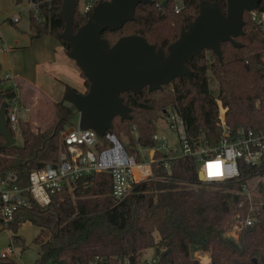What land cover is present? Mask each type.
Here are the masks:
<instances>
[{"label": "trees", "instance_id": "1", "mask_svg": "<svg viewBox=\"0 0 264 264\" xmlns=\"http://www.w3.org/2000/svg\"><path fill=\"white\" fill-rule=\"evenodd\" d=\"M99 1L86 0L92 6L87 13L77 10L74 32L90 19ZM202 1L182 0L178 11L174 0L139 4L134 20L117 31L105 29L101 36L113 46L123 36L140 35L150 44L167 49L180 37L181 29L197 17ZM206 1L219 3L226 14V0ZM31 2L35 6L29 10L31 39L56 36L69 52L70 44L59 37L66 24L61 15L63 0ZM258 10H264V2ZM244 21V34L236 38L242 46L222 43L221 59L213 51L203 50L187 62L191 79L176 78L162 89L150 91L145 86L139 93L121 94L131 108L132 119L115 117L109 132L138 163L144 161L139 148L156 145L153 136L158 122L165 121L169 110L183 118L191 137L201 133L218 141L222 109L230 131H264V32L248 12L244 13ZM81 75L89 88L90 81L82 71ZM213 84L216 90H212ZM14 95L13 89H5L0 83V107ZM55 112L56 117L44 128L20 121V146L3 148L5 139L0 135V175L16 173L24 184L31 170L59 161L65 148L62 132L75 115L63 102L55 104ZM165 156L157 152L155 159ZM152 172V178L135 184L133 192L120 202L113 195L112 174L101 172L85 175L64 187L45 207L34 205L20 212L18 220H29L40 229L35 238L40 257L35 264H87L97 256L112 262L129 255L143 256L153 247L160 264H200L194 257L196 250L208 252L213 264L264 263V214L262 221L246 227L238 240L224 236L236 215H245L239 204L244 199L240 187L247 171L239 182L205 184L199 178L195 159L180 157L172 160L170 169L153 163ZM259 212L264 213V208ZM16 239L21 240L19 236ZM0 264L17 263L0 258Z\"/></svg>", "mask_w": 264, "mask_h": 264}, {"label": "built area", "instance_id": "2", "mask_svg": "<svg viewBox=\"0 0 264 264\" xmlns=\"http://www.w3.org/2000/svg\"><path fill=\"white\" fill-rule=\"evenodd\" d=\"M157 6L160 7L161 4ZM33 7L35 8L34 4ZM175 7L177 11L181 8L177 5ZM91 8V4L85 2L82 11L87 13ZM248 13L251 20L264 32V10H258L257 7ZM11 21L17 23L19 17H13ZM2 39L0 32V54ZM262 63L264 64V57ZM1 85L5 89L15 91V95L6 102L5 117L10 130L14 134L15 132L21 134L20 113L29 112L30 109L22 103L20 83L13 73L8 72L2 77ZM222 110L218 141L209 140L201 133L191 137L183 118L175 110H169L165 113L166 124L178 135L181 151L177 152L169 139L158 130L153 136L156 142L154 147L139 148L141 155L144 151L149 153V159L142 163H138L133 155L128 154L117 136L109 131L104 137H100L93 129H81L78 123L77 127L64 132L61 138L65 148L60 152L56 164L46 163L42 168L31 170L24 184L20 183L16 173L0 175V229L5 230L10 238V244L1 253L0 258L13 260L17 255L16 248L22 246V241L16 239L17 235L12 231L22 223V220L17 219L18 214L31 209L34 205L40 207L49 205L57 192L81 177L110 172L113 177V195L115 201L120 202L133 192L135 184L153 177V163H160L165 169H170L172 160L180 157L195 159L198 171L203 174L202 182L205 184L239 182L242 180V173L247 171L240 187V194L244 199L239 204L245 215L239 212L232 227L224 234L238 240L246 227L253 226L263 219L264 213L259 210L264 208V131L241 128L236 133L232 132L225 124V109ZM133 129L136 127L133 126ZM157 152L166 156L161 160L155 159ZM194 257L200 264H213L208 252L196 250ZM87 264H160V262L158 256L146 258L144 255L140 257L129 255L112 262L97 256Z\"/></svg>", "mask_w": 264, "mask_h": 264}, {"label": "water", "instance_id": "3", "mask_svg": "<svg viewBox=\"0 0 264 264\" xmlns=\"http://www.w3.org/2000/svg\"><path fill=\"white\" fill-rule=\"evenodd\" d=\"M226 14L219 3L202 1L199 14L181 29L180 37L167 49L150 44L140 35L123 36L110 46L101 36L105 29L117 31L134 20L139 4L151 0H105L98 2L90 19L74 32L77 0H63L61 15L65 29L59 34L71 47L68 55L75 60L84 76L90 81L85 92L68 88L65 101L74 106L66 108L78 116L81 129H93L100 137L113 128V120H130L131 108L121 94L139 93L145 86L150 91L162 89L176 78L191 79L187 62L203 50L213 51L222 58L221 44L230 42L235 47L242 43L236 38L244 34V13L256 9L264 0H226ZM166 5V1L163 2ZM7 103L0 107V135L3 148L15 144V136L6 121ZM203 180V174L199 172Z\"/></svg>", "mask_w": 264, "mask_h": 264}, {"label": "rangeland", "instance_id": "4", "mask_svg": "<svg viewBox=\"0 0 264 264\" xmlns=\"http://www.w3.org/2000/svg\"><path fill=\"white\" fill-rule=\"evenodd\" d=\"M174 1L178 7H182V0H174ZM84 4H85V0H78L77 10H80V11L83 10ZM29 5H30L29 0H0V16L6 17V19L0 22L1 23L0 32L3 38L2 39L3 46L1 47L2 52L0 54V61L2 63V65L0 66V76L1 77H3L8 72L11 73L13 70L11 69V66H13V63H15L14 55L9 56L7 54L8 51H5V50H8L10 47H13L15 45L17 47H22L23 45L29 47L31 43V32L29 29V24H30L29 13L27 11V8L29 7ZM15 15L21 16L22 19L20 22L13 23L12 21H10L9 18ZM46 54L48 57L51 55L50 51ZM3 58H6L8 60L10 68L7 67ZM46 61L47 59L39 63H36V64H41L39 68H43V70H45L49 74L52 67L50 68L51 65L49 64L51 63L46 64ZM36 66H39V65H35V69H36ZM31 68L33 70L32 63H31ZM50 74H53V76L55 74L57 78H62V75H58L56 73H50ZM44 83H45V80H44ZM44 85L48 86L46 84ZM49 87L51 88V86ZM86 89L88 88L86 87ZM212 90H216V85L214 84L212 85ZM50 98H53V97H50ZM38 99H41V97L37 96L36 94V98L32 100L34 103L32 107V111L31 112L22 111L20 113V116L26 119L27 116L34 114L35 116L31 118V124L36 128H44L46 127L47 123H49L50 121H53L54 113L53 112L49 113L50 107L47 105V102H45V100L44 102H41V101L38 102ZM22 103L26 104L24 101ZM38 103L40 104V108L36 109V106H37L36 104ZM222 112L223 110L221 111V113ZM43 114L49 115V119H47L45 123L41 122L39 118L40 116H43ZM77 125H78V116L75 115L70 120V122L65 125V128L62 134L64 132H67L69 129L73 127H77ZM158 130L161 132V134L165 135L169 139L170 143L175 147L177 152L181 151L180 139L175 132H173L172 130L168 128L166 124V120L165 121L162 120V122L160 121L158 122ZM15 144L19 146L23 144V138L21 134L18 132H15ZM142 157H143L144 162L147 161V158L149 159V153L146 151L142 152ZM12 231L15 232V234L19 236L22 241V246L16 248L17 255L13 257V261H15L17 264H35V261L40 257V245L35 243V238L38 236L39 231H40L39 227L33 224L31 221L25 220V221H22V223L20 224V226L17 227V229H12ZM9 244H10V238L8 236V233L5 230L0 229V255L2 252H4L7 249ZM144 256L146 258L157 256L156 249L154 247L147 249L146 252L144 253Z\"/></svg>", "mask_w": 264, "mask_h": 264}, {"label": "crops", "instance_id": "5", "mask_svg": "<svg viewBox=\"0 0 264 264\" xmlns=\"http://www.w3.org/2000/svg\"><path fill=\"white\" fill-rule=\"evenodd\" d=\"M29 1H30V5L27 8L28 13L29 10L33 8V4L31 0ZM16 16L19 17L18 22H20L22 19L20 15L19 16L15 15L10 17L9 18L10 21L11 18ZM4 19H6L5 16H0V22L3 21ZM5 51H8L7 54L9 56L14 55L15 57V63H13V66H11V69H13L11 73L15 75L16 79L19 78L17 80L20 83L19 93L21 96V100L22 102L24 101L26 103L25 105L27 107H29L30 109L29 112L32 111V107L34 104L32 100L36 98V94H37V96L41 97V99H38V102L39 101L44 102V100L45 102H47V105L50 107L49 113L52 112L54 113L53 115V119H54L56 117V112H55L56 103L63 102V106L65 107L66 105L68 106V103L65 101V95L68 91V88H73L79 92L86 91L85 79L81 75L80 67L77 65L75 60L69 57L66 47L56 36L44 35L42 37L35 38L33 40L31 39V43L29 47L24 45L22 47H17L15 45ZM49 51L51 55L48 57L46 53H48ZM46 59H47L46 64L51 63L49 64L51 65L50 68L52 67L50 73H56L58 75H62V78H57L55 74L54 76L53 74L50 73L48 74L45 70H43V68H39L41 64H36ZM3 60L7 65V67L10 68L8 60L6 58H3ZM31 63L33 64V70L31 68ZM1 65L2 63L0 61V66ZM35 65H39V66H36L35 69ZM0 80H2L1 76H0ZM44 84L46 85L49 84V85L45 86ZM49 86H51V88ZM36 105H37L36 109L40 108L39 103ZM34 116L35 115L32 114L30 116H27L26 119L20 116V121H27L31 123V118ZM39 118L41 122L45 123L47 119H49V115L43 114V116H40Z\"/></svg>", "mask_w": 264, "mask_h": 264}, {"label": "bare ground", "instance_id": "6", "mask_svg": "<svg viewBox=\"0 0 264 264\" xmlns=\"http://www.w3.org/2000/svg\"><path fill=\"white\" fill-rule=\"evenodd\" d=\"M68 106H69L70 108L74 109V106L71 105L70 103H68Z\"/></svg>", "mask_w": 264, "mask_h": 264}]
</instances>
